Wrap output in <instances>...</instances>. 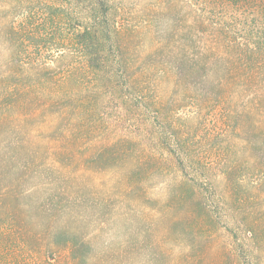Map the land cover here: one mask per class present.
Instances as JSON below:
<instances>
[{"label":"rangeland","instance_id":"1","mask_svg":"<svg viewBox=\"0 0 264 264\" xmlns=\"http://www.w3.org/2000/svg\"><path fill=\"white\" fill-rule=\"evenodd\" d=\"M107 4L110 56L124 71L115 70L119 87L97 89L61 40L76 20L58 10L44 21L46 11L0 0V79L12 70L18 89L0 106V129L35 151L30 175L41 170L16 184L52 206L56 224L86 225L84 237L97 239L84 264H264V71L254 82L239 60L215 70L225 61L204 41L212 31L191 25L216 28L220 15L204 20L200 1ZM191 63L192 76L180 69ZM70 75L66 115L58 96ZM60 139L73 147L66 165L53 158ZM38 229L15 248L25 264H46L55 249ZM56 254L64 264L67 249Z\"/></svg>","mask_w":264,"mask_h":264},{"label":"trees","instance_id":"2","mask_svg":"<svg viewBox=\"0 0 264 264\" xmlns=\"http://www.w3.org/2000/svg\"><path fill=\"white\" fill-rule=\"evenodd\" d=\"M195 1L202 2L204 20L216 23L214 19L220 15L216 28L208 25L198 26L196 20L191 25L197 32L200 28L203 33L212 31L210 35L205 34L204 41L207 44L213 40L212 44L219 45V56L225 61L215 70L222 69L224 72H229V67L235 65L231 60H239L241 61L239 65H243L242 70L252 73L251 77L255 82L257 79L255 74L264 71V0ZM16 3L28 15L33 8L42 13L46 11L44 13L48 17L43 16L44 21L52 20L53 22L52 13H56L58 10L59 17L71 16L76 20L79 27L74 29L71 34L62 37L63 44L73 48L71 53L76 54L81 62L80 70L94 76L92 83L97 89L106 88L108 84L115 88L119 87L118 81H114L119 77L115 70L123 72L124 65L119 57L115 59L110 56L113 52L112 45L109 44L113 13L107 0H16ZM66 6L67 9H65ZM218 10L220 12L217 14ZM222 27L226 35L223 33ZM237 34H241V36ZM238 36L244 38V46L237 42ZM14 51L12 48L11 53ZM180 69L191 76L198 70L192 63L191 65L183 64ZM15 77L12 70L7 71L6 75L1 77L0 106L5 100L9 101V99L15 98V93L18 92V89L15 88L16 84L13 83ZM75 79V75H70L66 80L61 81V86H59V104L63 110L67 111L66 115L72 112L76 93L71 86ZM208 86L210 87H205L210 90L215 89V83L210 82ZM22 94L26 95L24 90L19 97H22ZM263 97L264 95L257 99L258 104H264ZM130 98L126 97L125 99L129 106L132 104ZM17 102L24 104L28 101L25 96L21 101L18 99ZM62 114L59 113V119H62ZM59 142V158L56 153L53 158L66 165L64 160L71 155L70 151L73 150V147L67 145L68 143L63 139H60ZM28 148V144L21 141L19 144H14L7 132L0 129V264H25V260H22V256H20L25 249L15 248L31 246L29 243L32 237L29 233L37 228L46 231L48 247L55 248L47 249L46 264H59L56 254L59 249H67L68 254L64 259V264H84L87 260L84 251L95 248L94 240L97 239L84 237L86 225L77 224L76 219L68 221V223L73 222L74 225L56 224V219L59 218L55 219L51 213L52 206L48 207L38 197L31 198L32 195H35L33 190L26 189L24 185L19 187L20 184H16L24 179L29 180L35 175L38 178L41 176V170L37 171L35 175H30L31 167L37 170V166L33 165L35 151L31 147ZM52 224L56 225L51 228ZM31 251L32 249H29L26 252L30 253ZM227 256L232 257L229 254ZM233 258L236 263L241 260L237 253Z\"/></svg>","mask_w":264,"mask_h":264}]
</instances>
